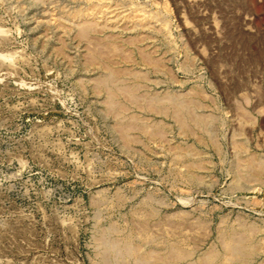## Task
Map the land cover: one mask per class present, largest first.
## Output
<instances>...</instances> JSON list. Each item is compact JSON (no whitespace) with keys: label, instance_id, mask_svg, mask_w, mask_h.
Returning <instances> with one entry per match:
<instances>
[{"label":"rangeland","instance_id":"rangeland-1","mask_svg":"<svg viewBox=\"0 0 264 264\" xmlns=\"http://www.w3.org/2000/svg\"><path fill=\"white\" fill-rule=\"evenodd\" d=\"M97 1L0 0V264H101L96 227L123 229L142 215L156 236L196 241L193 257L220 249L224 230L255 228L262 251L241 264H264V186L231 190V134L242 111L254 122L245 126L248 152L264 157V0L121 1L134 21L149 24L155 55L171 70V77L152 74L158 83L148 88L199 89L203 111L218 118L219 153L196 135L182 137L171 120L144 114L161 120L167 135L123 147L101 97L79 85L93 75L82 66L84 45L57 27L61 11L90 4L113 16L112 1ZM62 39L64 56L54 52ZM189 58L192 67L184 68ZM167 141L208 159L198 171L203 182L179 176L184 169L166 154Z\"/></svg>","mask_w":264,"mask_h":264},{"label":"bare ground","instance_id":"bare-ground-1","mask_svg":"<svg viewBox=\"0 0 264 264\" xmlns=\"http://www.w3.org/2000/svg\"><path fill=\"white\" fill-rule=\"evenodd\" d=\"M110 1L114 6V8L111 6L114 11L113 16H109V13L102 16L103 13L99 9L101 6L98 8L97 5L90 4L87 9H76L69 13L60 10L57 27L64 34L71 33L77 42L84 45L82 66L90 69L93 75L87 81H79V85L83 88L89 87L94 94L101 97L103 110L111 116L115 133L119 136L123 147L129 148L134 142L144 144L143 140L161 143L163 134L167 135L166 125L161 120H149L144 117V115H153L171 120L182 137L196 135L197 140H194L200 144L203 142L210 145L219 153L221 150L219 151L220 147L214 138V127L218 118L216 119L212 113L203 111V102L199 100V97L200 99L204 97L202 92L197 88L189 90L191 93L183 94L171 91L156 92L149 89L148 85L158 83L154 82L152 74L171 77V70L167 68L162 58L155 55L152 30L149 24H143L144 18L143 21L141 20L142 23L140 19L138 22L134 21L133 19L138 15H133V12L127 14V11L121 7L122 0ZM100 2L102 0L98 3ZM68 15L73 20H67ZM154 19L158 18L154 17ZM138 27H143L145 33L139 34ZM2 33L4 32L0 29V34ZM64 43L62 39L57 44L54 49L55 54L66 55ZM140 66L145 67L146 70L138 69ZM188 66L190 67V58L187 59L186 65H183L184 68ZM242 99L247 101L244 95ZM239 116V127L233 135L231 134V144L235 150L232 191L241 189L245 184L264 186V157L249 153L244 138L245 126L253 125V119L246 111H242ZM133 131L142 139L134 135V137L130 136V132ZM166 144V154L170 160L176 165L181 164L178 166L184 169L183 172H179V176L185 177L186 181L192 183L205 179L198 171L206 169L209 162L201 152L183 143L167 141ZM180 168L178 170H181ZM252 190L254 192L258 189ZM148 209L151 214L154 212L153 208L148 207ZM142 216L135 217L131 224L123 229L112 222L96 227L94 245L101 264H241L250 261L262 251L261 238L252 239L253 231L257 232V230L240 228L238 233L232 230H224L220 233L218 236L220 249L216 250L214 246H210L205 252L195 254L193 257L196 241L188 240L182 234L173 232H161L162 234L156 236L149 229L152 224L149 225V220ZM188 244L192 246L188 248L181 246H189Z\"/></svg>","mask_w":264,"mask_h":264}]
</instances>
